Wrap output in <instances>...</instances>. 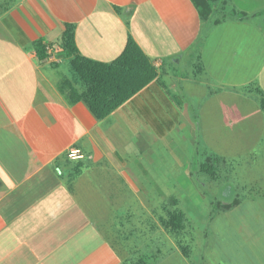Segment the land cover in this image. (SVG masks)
I'll return each mask as SVG.
<instances>
[{
  "label": "crops",
  "instance_id": "obj_1",
  "mask_svg": "<svg viewBox=\"0 0 264 264\" xmlns=\"http://www.w3.org/2000/svg\"><path fill=\"white\" fill-rule=\"evenodd\" d=\"M186 1L198 17L191 0H0V264H118L99 219L81 210L80 187L92 172L95 185H111L118 170L132 178L121 157L130 145L152 153L146 140L152 133L140 123L147 108L168 105L162 90L169 76L159 58L181 48L173 27ZM130 39L156 76L97 117L73 63L113 64ZM38 41L46 46L43 59ZM72 148L83 159L69 160ZM102 171L107 179L96 177ZM136 231L118 240L125 244Z\"/></svg>",
  "mask_w": 264,
  "mask_h": 264
},
{
  "label": "rangeland",
  "instance_id": "obj_2",
  "mask_svg": "<svg viewBox=\"0 0 264 264\" xmlns=\"http://www.w3.org/2000/svg\"><path fill=\"white\" fill-rule=\"evenodd\" d=\"M189 3L180 23L168 21L180 50L159 58L168 105L147 108L140 123L152 133V153L127 147L121 157L134 176L118 170L111 185L93 184L90 173L81 210L99 219L118 264L138 256L139 264H264V0H216L207 18ZM212 154L216 177L209 178L199 167ZM173 210L184 214L174 234L159 220ZM132 229L127 243L118 240Z\"/></svg>",
  "mask_w": 264,
  "mask_h": 264
},
{
  "label": "trees",
  "instance_id": "obj_3",
  "mask_svg": "<svg viewBox=\"0 0 264 264\" xmlns=\"http://www.w3.org/2000/svg\"><path fill=\"white\" fill-rule=\"evenodd\" d=\"M202 18H207L213 11L216 0H191ZM38 58L46 57L44 42L38 41L35 46ZM74 69L80 71L86 84L84 96L88 106L97 117L108 115L114 108L119 106L128 97L138 92L140 88L153 80L156 76L154 68L147 62L136 44L130 39L125 47L124 54L113 64L94 63L89 61L75 60ZM217 157L212 154L205 156L201 162L199 171L209 178H214V166L212 162ZM212 161V162H211ZM231 203L223 205L224 209L230 208ZM184 214L181 211H170L168 218L161 220L164 228L169 233L182 231ZM181 252L189 255L188 246L179 244Z\"/></svg>",
  "mask_w": 264,
  "mask_h": 264
},
{
  "label": "built area",
  "instance_id": "obj_4",
  "mask_svg": "<svg viewBox=\"0 0 264 264\" xmlns=\"http://www.w3.org/2000/svg\"><path fill=\"white\" fill-rule=\"evenodd\" d=\"M67 158L72 161L80 160L83 159V153L78 149L72 148L68 150Z\"/></svg>",
  "mask_w": 264,
  "mask_h": 264
}]
</instances>
